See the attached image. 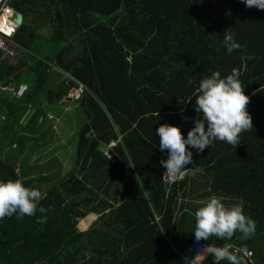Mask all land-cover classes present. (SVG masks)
<instances>
[{
  "label": "trees",
  "instance_id": "trees-1",
  "mask_svg": "<svg viewBox=\"0 0 264 264\" xmlns=\"http://www.w3.org/2000/svg\"><path fill=\"white\" fill-rule=\"evenodd\" d=\"M7 3L22 14L10 38L34 78L22 81L23 56L12 64L0 50V85L27 86L18 99L0 92L8 127L29 106L48 123L42 100H60L69 80H52L42 97L37 85L52 65L83 90L64 175L18 181L0 155V264H189L179 250L195 238L264 264V0ZM43 27L48 36L36 31ZM118 133L110 163L99 148ZM172 161L183 174L167 187ZM187 169L202 171L233 209L180 202ZM90 212L97 216L79 230ZM211 258L204 263L237 264Z\"/></svg>",
  "mask_w": 264,
  "mask_h": 264
},
{
  "label": "crops",
  "instance_id": "crops-1",
  "mask_svg": "<svg viewBox=\"0 0 264 264\" xmlns=\"http://www.w3.org/2000/svg\"><path fill=\"white\" fill-rule=\"evenodd\" d=\"M43 28H45V27H43ZM39 33H41L43 36H48V34L46 35L43 32H39ZM9 46H11L13 48L14 44L12 42H9ZM21 56H23V60H25L27 62V63L25 62V64L23 65V67H22L23 69L21 70V72L24 73L25 75L28 73L32 74L31 72L25 73V71L27 70V67L29 65H31V63H32V61H30L31 59L28 58L25 54L20 53V57ZM18 58H19V56L14 57V58L8 57L7 61L14 64ZM51 68H55V66L52 65ZM57 69H59V68H57ZM57 74H58V77L56 80L57 83H59L64 78H69V80H67L65 82V87L68 86L66 94L63 95V97L60 100H58L57 102H50V103H47L45 100H42L43 101L42 102V106H43L42 109H44V111H45L44 116H45L46 120H48V124L45 127V131L43 132V134L46 135V137L50 136L48 138L49 141H51V139H53V137L55 136L53 134V131H57L58 134L60 135L61 134V125H63L62 127H65V126L71 127V124H72L74 119H75L76 126H75L73 131L75 132V136H76L77 128L80 124V121H79L80 119L77 117L76 111H75V106H76L75 99L76 98L71 96V89H73L72 87L75 86V84H73L72 81L70 80V76L66 77L65 73L58 71ZM0 92L2 93L3 91L0 89ZM1 93H0V95H1ZM3 93L6 94L5 92H3ZM4 111H5V108L1 107V109H0V155L4 158L8 159V162L14 166V171L17 175L18 181L24 180L25 178H29V179L36 178V177H39V175H46L50 178L49 181H52V179L57 175V174H55V176L53 175L54 171L57 173L59 172L60 175L61 174L64 175L66 172L62 171V170L69 168V163H67L66 160H65L66 163L63 162L65 159L66 153L64 155L63 154L61 155L63 161L59 162V163L57 162V164H56V166L59 167V170H54L51 173H49V170H52V166L46 167V169H45V167H43V166L40 168L39 167L34 168V167L28 165V157L25 155L29 152L30 145L33 146L32 141H34L33 140L34 138L32 137V134H30V133H32L34 128H37V126L39 125V122L43 118V116H39V113H38L39 110H36V108L34 106H29V107L25 108L22 112H19V114L15 115V116L18 115V123L19 124H15V121L13 122V131L16 133V137L19 136L20 141H12L9 144H4L3 138H2L3 132L5 131V129L6 128L11 129V127H8V125H7V121H6L7 118L4 115ZM54 111H55V114H54ZM46 113H50L53 117L49 118L46 115ZM61 120H63L64 124L62 123ZM37 123H38V125H37ZM59 125H60V127H59ZM21 126H23V127H21ZM28 129H30V130H28ZM36 132H37V129H36ZM37 137H38V134H37ZM54 139H56V138L54 137ZM62 140L64 141V139H62ZM111 140H114L116 142L115 143V145H116L117 142L120 141L119 133L117 134L116 139H110L109 141H111ZM63 141H60L58 138V141H54L55 143L50 145V146L52 147V146L56 145V148H58V153L66 152V150H67L66 144L63 143ZM35 144H36V141H35ZM6 147L13 148V149L17 150V153L14 154V158L11 160H9L10 157L6 154ZM72 153H73L72 151H68L67 155L70 157V154H72ZM20 157H22V158H20ZM70 163H71V161H70ZM34 170H37V172L34 173L33 172ZM184 172H189V176L191 177V180L187 182V187L185 189V193L183 194V198L180 201V202H184L185 206L194 207V208L202 206V204H205V206H213V207H219V208H226V207L232 206L229 204L231 201H230V198H228V196H225L224 194H217V193L210 191L209 184H208V178H206V176L204 178V173L202 171H194L192 169H187ZM126 176L128 177V179H130V177H132L133 180L137 179L135 173H133L130 168L126 171ZM39 184H41V186L43 185V183H40V182H39ZM142 192H143V189H142ZM208 192H210V194H212V195L208 196V194H209ZM39 193H42V192H39ZM139 194H141V191H139ZM231 200H233V199H231ZM177 207H179L178 203H177ZM88 214H94V213L90 212ZM96 216L97 215L94 214V218ZM94 218L88 223V225L91 224V222L94 220Z\"/></svg>",
  "mask_w": 264,
  "mask_h": 264
},
{
  "label": "rangeland",
  "instance_id": "rangeland-1",
  "mask_svg": "<svg viewBox=\"0 0 264 264\" xmlns=\"http://www.w3.org/2000/svg\"><path fill=\"white\" fill-rule=\"evenodd\" d=\"M36 31L43 32L46 35L49 34V30L47 28H38V29L36 28ZM33 43H35L37 45L36 47H38L40 45V40L34 39ZM31 55H32V59H35L34 57H36L35 56L36 54L32 53ZM33 64H34V62H33ZM22 69L23 68H21V70ZM47 71H50V72L52 71L54 73L51 74L49 81L46 79L45 81H41V83H39L37 85V87L39 89V93H41L42 97L45 96L46 93L48 94L47 89H52L51 86H55L56 87L58 85V83L54 84V83L57 82L56 80H57V77H58L56 69L55 68H50ZM54 79H55V81H53L51 83V86H50V82L52 80H54ZM33 80H34V78H33V76L30 73L26 74L22 78V81H25L27 83H30ZM42 112H43V110H41V113ZM54 114H55V111H54ZM61 121L64 124L63 120H61ZM47 124L48 123H46L45 121H44L43 125H38V123H37V125H38L37 128H34V130L32 129L33 131L30 134H32V137L34 138L33 139L34 141H32L33 146L30 145V150L25 156L28 157V165L32 166L34 168H36V167L40 168V167L43 166L46 169V167H49V166L51 167L52 166V170H49V173H51L54 170H59V167L56 166V164H57V162L59 163V162L63 161L62 157H61L62 154L64 155L66 153L65 154V159H64L63 162L64 163H66V162L70 163L71 159H70V157L67 154H68V151L74 152V150H75L76 136H75V132L73 130H74L76 124H75V119H74L72 124H71V127H69V126L62 127L63 125H61V134L59 135L57 131H53V134L55 135L54 137L56 139H54V137H53V139H51V141L48 140V138L50 136L46 137V135L43 134ZM59 127H60V125H59ZM36 129H37V132H36ZM37 134H38V137H37ZM2 138H3L4 144H9V142H11V141H16V139H15L16 138V133L12 130V128L11 129L10 128H6L5 131L3 132V137ZM58 138H59L60 141H63L62 139H64L63 143L66 144V149H67L66 152L58 153V148H56V145H54L52 147L50 146V145L55 143L54 141H58ZM35 141H36V144H35ZM16 153H17V150H15L13 148L6 147V154L10 157L9 160L13 159L14 158V154H16ZM72 155H73V153H72ZM20 158H22V157H20ZM6 160L8 161V159H6ZM65 160H66V162H65ZM62 171L66 172L67 168L62 170ZM33 172L36 173L37 170H34ZM208 193H209L208 196L212 195V194H210V192H208ZM226 208H230V207H226ZM223 209H225V208H223ZM230 209H233V208H230ZM93 218H94V214L85 215L84 218L82 220H80V222L78 220L77 225H76L77 228L79 230H85L87 228L88 223ZM236 249L238 250V253L236 254V259L235 260H237V258H241L245 262L251 256L249 251H243V250H240L239 248H236ZM210 252H211V249L207 250L206 252H204L201 255V258L203 259L204 257L209 256Z\"/></svg>",
  "mask_w": 264,
  "mask_h": 264
},
{
  "label": "built area",
  "instance_id": "built-area-1",
  "mask_svg": "<svg viewBox=\"0 0 264 264\" xmlns=\"http://www.w3.org/2000/svg\"><path fill=\"white\" fill-rule=\"evenodd\" d=\"M8 0H0V18L4 17L7 23H12L13 13L14 11L8 6ZM11 29V28H10ZM9 30H4L0 27V50L7 56H13V50L9 49L6 46L4 40V33H8ZM0 89L4 90L10 96L14 98H21L25 93L27 86L25 83L20 82L15 84L14 82H8L5 85H0ZM73 97L79 96V90L74 89L71 94ZM49 118L53 116L50 113H46ZM115 144L114 140L109 141L104 146L100 147V151L102 155L106 158L110 163L115 161L114 156L111 154L109 149ZM183 171L179 169L178 164L175 161L170 162L163 170L162 179L166 183L167 187L173 184L180 176H182ZM156 221H159L160 215L154 216ZM230 245H217L214 248H209L206 243H204L201 239L195 238L191 242H189L186 246H184L181 250H179L180 257L189 264H204L201 255L207 250L211 249V254L215 256L214 253H219L220 255H225L228 251ZM250 253V251H249ZM215 261V257L212 259V262Z\"/></svg>",
  "mask_w": 264,
  "mask_h": 264
},
{
  "label": "clouds",
  "instance_id": "clouds-1",
  "mask_svg": "<svg viewBox=\"0 0 264 264\" xmlns=\"http://www.w3.org/2000/svg\"><path fill=\"white\" fill-rule=\"evenodd\" d=\"M8 6L14 11V13H13V18H14V15H15V12H16V10H14L9 4H8ZM13 18H12V23H7L6 21H5V19H4V17H2V18H0V27L1 28H3L4 30H9V32L8 33H4V40H5V43H6V46L9 48V49H11V50H13V52H14V55L13 56H7V55H5L3 52V56H5L6 58H8V57H10V58H14V57H17V55H19L20 53H19V51H18V49L16 48V46H15V44H14V47L12 48L11 46H9V42H12V40H11V36L14 34V32H15V29L18 27V26H15L14 25V23H13ZM11 28V29H10ZM8 42V43H7ZM18 53V54H17ZM22 54V53H21ZM70 80L72 81V83L73 84H75V86H73L72 88L73 89H71V94H72V91L74 90V89H78L79 90V94H80V92L83 90V85L79 82V81H77V80H74L73 78H70ZM10 82H14L15 83V81H10ZM22 82V81H21ZM20 83V82H19ZM23 83H25V82H23ZM15 84H18V83H15ZM26 84V83H25ZM2 85H4V84H2ZM4 91V90H3ZM72 96V95H71ZM73 97V96H72ZM75 98V97H74ZM77 98V97H76ZM116 143V142H115ZM115 145V144H114ZM113 145V146H114ZM112 146V147H113ZM111 147V148H112ZM110 148V149H111ZM112 154V153H111ZM89 225H87V227H88ZM230 245V247L231 246H233V247H235V248H238V247H236V246H234V245H231V244H228V243H223V244H219V245ZM208 246V245H207ZM209 248H212V247H210L209 246ZM250 254H251V252H250ZM209 255H211L212 256V258H211V262H212V259L214 258V255L213 254H209ZM208 256H206V257H204V259H203V263H204V260L207 258ZM243 260V259H242ZM244 261V260H243ZM235 262H236V260H235ZM213 263V262H212ZM245 263V262H244ZM204 264H206V263H204Z\"/></svg>",
  "mask_w": 264,
  "mask_h": 264
},
{
  "label": "water",
  "instance_id": "water-1",
  "mask_svg": "<svg viewBox=\"0 0 264 264\" xmlns=\"http://www.w3.org/2000/svg\"><path fill=\"white\" fill-rule=\"evenodd\" d=\"M21 21H22V14L20 12L16 11L15 15H14V18H13L14 25L15 26L20 25ZM236 263L237 264H245L244 261L241 258H237Z\"/></svg>",
  "mask_w": 264,
  "mask_h": 264
},
{
  "label": "bare ground",
  "instance_id": "bare-ground-1",
  "mask_svg": "<svg viewBox=\"0 0 264 264\" xmlns=\"http://www.w3.org/2000/svg\"><path fill=\"white\" fill-rule=\"evenodd\" d=\"M230 251L232 252L231 254L229 253ZM237 253H238V250L235 247L231 246L228 248V251L225 255H220L219 253H214L215 254L214 257H215V260H217L220 256H231V257H234L236 259Z\"/></svg>",
  "mask_w": 264,
  "mask_h": 264
}]
</instances>
